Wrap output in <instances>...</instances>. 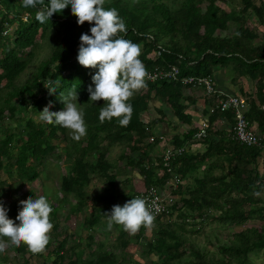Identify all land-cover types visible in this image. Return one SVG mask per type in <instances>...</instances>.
Instances as JSON below:
<instances>
[{
    "label": "trees",
    "instance_id": "trees-1",
    "mask_svg": "<svg viewBox=\"0 0 264 264\" xmlns=\"http://www.w3.org/2000/svg\"><path fill=\"white\" fill-rule=\"evenodd\" d=\"M224 2L226 0H110L105 2L104 8L118 11L128 29L127 34L122 35L141 47L139 58L147 70L176 66L182 78L212 76L214 69L225 63L239 67L242 62L257 70L263 68L264 41L254 45L258 35L247 22L254 16L264 26V2L256 5L255 0H238L239 9L229 11L219 6ZM36 11L24 8L21 0H0V175L4 172L7 177L14 176L16 187L33 183L63 141L65 173L59 179L61 197L56 196L51 222L59 216V204L71 198L73 204L68 208L67 218L82 214L84 228L90 231L95 227L107 228L106 213H110L114 205H120L122 198L113 193L117 184V176L112 172L115 158H109L111 149L120 146L122 151L117 161L136 170L144 188L163 189L173 176L180 180L173 189V194L179 198L172 213L155 220L153 240H143V254L156 255V260L150 264H252L253 252L264 256V174L258 171L261 154L234 139L233 114L213 108V100L205 96L210 100V109L213 108L211 113L205 111L208 126L201 141L205 150L202 153L188 151L176 157L171 162V172H167L162 156L153 157V150L160 141L152 127L166 123L172 116L189 127L183 133L170 136L172 146L180 148L193 141L198 127L193 126L184 104L194 102L186 95L191 87L180 81L146 82L147 87L129 101L133 113L127 126H120L116 119L101 123L99 113L104 102L89 101L88 92L90 85L94 87L92 76L97 70L84 68L77 61L80 36L91 35L90 27L94 25L87 22L78 25L70 5L43 24L35 19ZM158 47L164 51L154 57ZM36 48L45 49L46 54L35 65ZM34 65V72L22 79L25 71ZM49 81H60L54 94L44 86ZM73 87L87 125V135L79 142L68 136L67 129L39 118L45 107L56 109V97ZM22 109L29 115L20 130L11 132L8 122L19 121L17 113ZM150 110L156 118L144 122L141 116ZM223 118L229 122V130L213 127L214 122ZM151 137H154L153 142H149ZM135 153L139 155L137 159L132 158ZM92 180L99 181L104 190L89 192ZM124 181V186L129 185L128 178ZM184 181H188L185 186ZM0 186L7 183L0 180ZM136 195L132 193L127 201ZM87 203L92 206L88 213ZM4 206L8 217L15 221L20 210L18 201L13 198ZM251 220H259L263 226L245 227ZM213 224L238 230L222 243L216 238L211 243L207 237V244L215 246L211 251L193 241L189 234L204 231ZM113 227L117 234L112 249L102 244L83 259L76 253L80 241L69 245L72 238L58 233V226L54 224L51 235L58 242L50 254V264H122L131 239L121 226ZM144 231L142 227L134 239L141 240ZM9 248L20 256L11 264H30L34 255L25 245ZM1 263L9 264L6 258Z\"/></svg>",
    "mask_w": 264,
    "mask_h": 264
},
{
    "label": "clouds",
    "instance_id": "clouds-1",
    "mask_svg": "<svg viewBox=\"0 0 264 264\" xmlns=\"http://www.w3.org/2000/svg\"><path fill=\"white\" fill-rule=\"evenodd\" d=\"M24 8L37 9L35 19L43 24L54 14H62L70 5L71 14L77 18V24L90 25L91 35L80 36L77 55L78 63L97 71L92 76L88 88L89 101H103L99 120L101 123L116 119L120 126H127L132 118L133 107L129 101L147 87L149 73L141 59V47L125 39L127 27L115 8L105 9V0H21ZM124 34V35H122ZM60 81H49L44 86L50 94L59 88ZM64 109L50 111L45 107L40 111V120L59 125L69 131L72 140L79 142L87 135L84 111L78 107V94L73 87L67 95L61 93ZM120 181V180H119ZM53 207L49 200L41 195L20 201V210L13 219L8 217V209L0 200V253L9 246L25 245L33 255L43 254L51 240L54 224L51 222ZM108 216L107 229L121 226L130 235H135L143 227L155 226L153 208L144 198H132L123 206L114 205ZM18 221L19 223H17Z\"/></svg>",
    "mask_w": 264,
    "mask_h": 264
},
{
    "label": "rangeland",
    "instance_id": "rangeland-1",
    "mask_svg": "<svg viewBox=\"0 0 264 264\" xmlns=\"http://www.w3.org/2000/svg\"><path fill=\"white\" fill-rule=\"evenodd\" d=\"M110 0H105V2ZM260 2H264V0H255V4L258 5ZM225 4H219V6L226 11L229 10H238L240 7V4L238 0H226L224 2ZM249 20L251 23H255L256 18L254 16H250ZM255 21V22H254ZM232 30V27H231ZM37 43H39V40H36ZM35 65L37 62L46 54L45 49L36 48L35 49ZM33 67L28 68L25 71V75H23L21 78L25 79L28 75L32 74L34 72ZM4 84V81L1 82V85ZM63 95H67L68 92H62ZM57 101V107L56 109H50V111H61L64 109V103L61 100V93L56 97L54 102ZM25 115V116H24ZM29 114H26L23 109L17 113V116L19 117V121L15 122H8L7 127H10L11 132L16 131V129L22 128V123L25 118H27ZM172 116H170L171 118ZM142 120L148 121L153 120L156 118V114L153 110H150L147 113L142 114L141 116ZM178 126V125H177ZM3 128V127H2ZM1 128V129H2ZM68 136H70L69 131L67 130ZM54 144H58V141H53ZM65 143L61 141L59 148L57 149L55 155L45 163L44 168L40 170L39 178L34 181L33 183L25 184L21 187H16L15 178L13 177H7L6 173L2 172L0 175V180L5 181L7 183V186H0V196L2 197L3 202L7 205L10 203V201L15 198L18 203L20 204L21 200H26L29 197L39 198L41 195L45 196L50 204L55 207L57 203L56 196L58 198L61 197V194H58V185H59V179L62 174L65 173V164L63 162V154L65 152L64 149ZM121 147L116 146L113 147L110 151L109 158H115V165L113 168V173L117 176V184L114 189L113 193H118L122 196L120 205L123 206L124 203L127 202L129 195L132 193L137 194V192L144 189L143 180L141 176L138 174L136 170H131L124 166V162H118L117 158L121 154ZM138 154H132L133 159L138 158ZM32 163H30L31 165ZM126 178L129 179V185L124 186L123 183H125L124 180ZM120 180V181H119ZM182 184H184L182 182ZM107 188V186H104ZM99 190L103 191V187L101 186V183L97 180H92L89 188V192L91 193H97ZM110 190V189H108ZM73 204V201L71 198H69L67 203H60L59 204V216L58 218L53 222V224H57L58 226V233H65L68 234L72 239L69 240V245H72L73 243L80 241L82 245L80 249L76 250V253L79 255V251L82 252L83 255V215L77 214L73 216H69L67 218L66 215H68V208ZM91 204L87 203V209L86 213H88L91 210ZM67 218V219H65ZM108 223V221H106ZM261 227L263 226V223H261L259 220H251L248 224L245 225V227ZM98 228V227H97ZM97 228H95L97 230ZM105 228V227H104ZM191 227H189V230ZM238 228H235L233 230H229L228 228L216 226L215 224L206 226L204 231H199V233H190V237L193 241H195L197 244H199L201 247H207L208 250H214V245L207 244V237L209 238V241L211 243H214V238H216L220 243L224 242L226 239L229 238L230 234L232 232L237 231ZM190 231H194L191 229ZM156 232V224L154 228L152 229H146L143 233V238L139 241L134 239V235H130L131 244L129 246L130 250V263L129 264H150L151 261L156 260V255L153 254L148 257V255L143 254L144 249V241H151L154 238V233ZM117 233V232H116ZM107 237L111 240L115 236V230L114 227L111 231L107 230V233H105ZM61 239V238H60ZM57 240H54V236L51 235L50 243L47 246V250L43 254L34 255L30 258V264H46L47 259L50 258V254L52 253L53 248L57 245ZM67 248V247H66ZM78 251V252H77ZM48 256H46V254ZM3 257V258H2ZM20 256L14 252V250L10 249L9 247L6 249L4 253H0V264H2V260L4 258L7 259V262L9 264L13 263L15 259L19 258ZM49 257V258H48ZM50 260V259H49ZM250 260L252 264H264V256L263 254L253 252L250 255ZM49 262V261H48Z\"/></svg>",
    "mask_w": 264,
    "mask_h": 264
},
{
    "label": "crops",
    "instance_id": "crops-1",
    "mask_svg": "<svg viewBox=\"0 0 264 264\" xmlns=\"http://www.w3.org/2000/svg\"><path fill=\"white\" fill-rule=\"evenodd\" d=\"M247 26L258 35V40L254 42V45L262 43V41H264V26L260 25L257 21L252 24L249 19ZM258 69L259 70L251 68L248 63L243 65V63L240 62L239 67H236L235 64L232 63H225L222 66L216 67L212 76L218 90L226 95L243 96L248 100V102H250L249 108L246 112V117L250 115L247 119L252 128L259 136L264 138V109H262V106H264V67ZM186 95L194 100L191 104H188V102H184V104L187 106L186 113L191 116L193 126L196 128L202 120L206 119L207 115L205 114V111L210 110V100L205 97L201 90L190 89L186 91ZM155 107H157V105ZM253 108L257 109L258 113ZM213 127L229 130L231 126L229 122L223 118L214 122ZM188 128L189 127L180 124L174 117H169L166 123H156V125L152 127L155 135H164L168 140H170V136L173 134L183 133ZM204 150L205 146L202 142H195L192 144L190 152L202 153ZM162 152L163 145H157L153 150V157L162 156ZM258 171L260 174H264V155L262 154L259 157ZM188 181H184L183 185L185 186ZM174 188L176 187L172 186L169 189L173 191ZM174 196L177 199L179 198L178 195ZM95 228L91 231L87 228L83 229V255L82 252L79 251V255H82L83 259L88 258L92 252L95 251L97 247L102 246V244L108 248V250L112 249L111 244L114 243L117 234L116 229L114 228L115 236L110 240L105 234L107 233V228L100 227L97 228V230ZM88 237H92L93 240L88 241L91 239H88ZM80 244L82 245L81 242ZM129 246L126 250L124 260H121L122 264H129L130 259H132ZM48 254L49 253H47L46 256H48ZM49 259H47V262L45 261L46 264L51 263L52 258Z\"/></svg>",
    "mask_w": 264,
    "mask_h": 264
},
{
    "label": "built area",
    "instance_id": "built-area-1",
    "mask_svg": "<svg viewBox=\"0 0 264 264\" xmlns=\"http://www.w3.org/2000/svg\"><path fill=\"white\" fill-rule=\"evenodd\" d=\"M6 34V31L3 33ZM164 50L158 47V50L153 54L154 57H159ZM149 78L146 82L155 83L159 81H180L182 85L190 86L193 90H201L205 96L213 100V108H217L220 112L230 111L234 116V126L232 134L234 139L247 147L255 148L264 155V138L259 136L252 128L250 122L246 117V112L249 108V102L245 97L238 95H226L217 89L213 76L194 77L187 76L180 78V71L176 66L167 69L153 68L147 70ZM213 108L209 110L211 113ZM264 109V106H262ZM144 122H147L143 120ZM208 121L204 119L198 125V130L194 135L193 141L187 145L176 148L172 146L171 140L165 138L164 135H158L160 144L163 145L162 161L163 168L167 172H171V162L178 156L190 151L192 144L201 142L207 132ZM154 137L149 139L153 142ZM180 183L178 177L173 176L171 181H168L163 189L155 186H149L137 193L136 198H144L148 204L153 208L155 220L162 216H169L172 208L177 200L173 195V191L169 188L177 187ZM155 223V222H154Z\"/></svg>",
    "mask_w": 264,
    "mask_h": 264
}]
</instances>
